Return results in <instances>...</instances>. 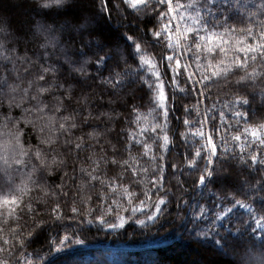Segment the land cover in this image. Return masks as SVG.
<instances>
[{
	"label": "snow or ice",
	"instance_id": "obj_1",
	"mask_svg": "<svg viewBox=\"0 0 264 264\" xmlns=\"http://www.w3.org/2000/svg\"><path fill=\"white\" fill-rule=\"evenodd\" d=\"M77 5L78 0H33L34 15L19 33L0 20V187L9 188L0 196V264H41L39 252L28 247L46 228L57 235L64 230L57 249L62 251L72 239L66 218L94 222L88 218L90 189H98L102 206L117 196L131 209L127 218L117 214L118 222L110 223L105 216L114 209L107 206L95 217L100 227L155 223L171 203L169 176L181 194L178 201L189 209L190 221L181 219L197 239L219 235L217 222L230 221L237 208L247 210L264 234V215L256 218L250 204L223 188L207 189L219 173H228L223 165L229 160L264 170V123L250 125L243 110L257 94L264 105V0ZM19 39L33 45L35 59L10 47ZM212 89L231 98L219 108L217 102L202 108ZM192 97L195 104L183 103ZM173 118L182 122L179 137ZM170 152L182 162H170ZM193 174L198 194L206 198L207 189L215 197L214 208L183 200L188 189L181 178ZM244 183L264 192V181L258 189ZM226 241H213L224 255L230 251Z\"/></svg>",
	"mask_w": 264,
	"mask_h": 264
},
{
	"label": "trees",
	"instance_id": "obj_2",
	"mask_svg": "<svg viewBox=\"0 0 264 264\" xmlns=\"http://www.w3.org/2000/svg\"><path fill=\"white\" fill-rule=\"evenodd\" d=\"M33 0H0V20L10 21L12 28L17 33L22 32L26 27L27 20L34 15L32 10ZM83 4L87 6V0H78L77 7ZM128 12H131L129 9ZM133 16H128V22H132ZM117 17L113 16L111 21L115 26ZM235 20V17L232 18ZM230 20V23L232 22ZM151 25H149L150 27ZM123 31V29H121ZM11 48H15L20 55L25 53L29 56L33 55L34 49L31 43H25L23 39L17 42H9ZM223 93H218L216 89H212L208 94L201 107H211L213 102H217L219 108L227 99ZM251 99V97H250ZM259 95H256L255 103L244 106L245 111L249 114L248 123L255 125L264 123V105L259 102ZM183 103H196V97H192L190 101ZM6 110V106H5ZM142 111L147 112V97H145V107ZM182 105L175 115H180ZM19 115L18 112L15 113ZM217 123H219V112L216 113ZM226 117L230 120V113H226ZM172 127L176 129V136L183 130L182 122L178 125L173 118ZM250 139V137H249ZM35 142V138H32ZM182 153L183 149H179ZM239 153V150H236ZM170 162H182V159L176 157L174 152L169 153ZM223 167L228 169V173L218 174L214 182L208 184L207 189L218 192L221 188L229 191L230 195H235L237 199L250 204L255 210L256 218L264 215V192L252 191L244 183L247 179L253 184L254 188H259V181H264V170L257 165L255 171L244 165H239L237 161L229 160ZM171 172V168L168 169ZM227 175V179H225ZM198 178V174L192 176H183L181 179L186 181L185 187L188 189L183 194V200L189 204L198 202L206 203L209 208H214L215 197L207 195V189H204L206 198L198 194V190L193 185V181ZM169 186L172 188L170 195L171 203L168 211L159 219L147 227L138 226L134 221H129L122 229H108L100 227L95 222V217L107 211V206H111L114 211L105 216L110 223L118 222L117 214L124 215L127 218L131 215V209L127 205L126 200H120L117 196H110L107 205L101 204L96 198L95 193L98 189H90L93 194V201L90 207L93 215L88 217L93 219L92 224L83 222V218L78 222L76 220L67 219L66 224L71 225L68 234L72 237L71 241L63 246L62 251H57L60 247L59 239L65 234L63 229L56 230L46 228L42 233L36 236L28 247L29 252H39L41 264H259L261 258H264V234L256 230V224L251 218V214L245 209L237 208L231 220L217 222L215 231L219 235L210 236L208 239H197L194 233L189 231L190 223H185L181 217L190 221L187 215L189 209L183 203L178 201L181 195L176 191V181L169 176ZM58 182V179H57ZM20 183L17 176L16 184ZM127 183V181H125ZM236 187L238 191H233ZM9 192L7 186L0 187V196ZM247 192V196L239 194ZM141 198H143L141 196ZM116 199L117 203L112 204V200ZM138 203V201H136ZM180 203V209L177 204ZM127 208V211L125 209ZM198 211V209H196ZM88 207H82L81 212H87ZM66 217H72L70 210L66 209ZM136 218H143L141 213H137ZM243 221V224L241 223ZM255 231V234L253 232ZM239 233V234H238ZM53 236H56V243L51 244ZM227 237V245L230 249L229 254L224 255L217 251L214 240ZM233 237L235 239L233 240ZM80 243L77 244L76 241Z\"/></svg>",
	"mask_w": 264,
	"mask_h": 264
}]
</instances>
